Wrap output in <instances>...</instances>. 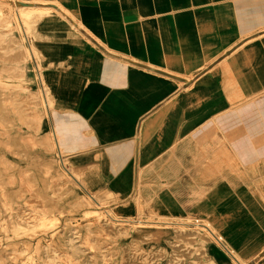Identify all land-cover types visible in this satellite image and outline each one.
Here are the masks:
<instances>
[{
    "label": "crops",
    "instance_id": "obj_1",
    "mask_svg": "<svg viewBox=\"0 0 264 264\" xmlns=\"http://www.w3.org/2000/svg\"><path fill=\"white\" fill-rule=\"evenodd\" d=\"M25 1L68 20L53 11L35 23L45 65L67 62L41 76L75 132H90L100 170L146 167L153 209L209 218L234 253L259 262L264 183L236 181L215 143L241 166L258 162L264 182V94L232 107L264 91V0Z\"/></svg>",
    "mask_w": 264,
    "mask_h": 264
},
{
    "label": "rangeland",
    "instance_id": "obj_2",
    "mask_svg": "<svg viewBox=\"0 0 264 264\" xmlns=\"http://www.w3.org/2000/svg\"><path fill=\"white\" fill-rule=\"evenodd\" d=\"M0 9L11 14L17 9L21 14L14 0H0ZM53 11L57 18L68 22L50 6L45 11L49 14L47 19L52 18ZM30 27L26 29L27 42L36 48L35 41L46 38H37ZM70 27L71 32L78 33L73 24ZM0 36V264H238L234 257L240 264L264 263V254L259 262L246 260L223 240L226 248L193 224L204 223L220 231L209 218L170 216L153 209L158 200L150 195L156 181L146 167L124 174L101 171V157L89 140L90 132H75L76 119L70 110L57 105L44 83L52 98L49 116L41 106L34 63L45 76L50 66L65 69L67 62L47 66L46 60L37 54L34 61L14 57V51L25 48L26 41L20 37L13 47L8 44V35ZM257 37H264V32ZM243 48L240 46L236 52ZM263 94L264 91L236 98L232 107ZM52 126L59 135L63 164L99 200L97 204L81 192L78 182L64 175L52 147ZM222 147L221 142L215 143L224 164L233 169L236 181H246L251 191H261L264 182L263 174L256 170L258 162L250 167L241 166L236 158L227 157ZM203 159L205 164L211 162V157ZM258 161L264 162V158ZM108 214L129 221L106 229L102 224L107 222ZM147 219L181 224L157 226L138 222ZM175 227L199 230L202 234L178 245ZM176 252L181 254L174 258Z\"/></svg>",
    "mask_w": 264,
    "mask_h": 264
},
{
    "label": "bare ground",
    "instance_id": "obj_3",
    "mask_svg": "<svg viewBox=\"0 0 264 264\" xmlns=\"http://www.w3.org/2000/svg\"><path fill=\"white\" fill-rule=\"evenodd\" d=\"M15 2H16V8H19L21 10V14H20V11H18L17 9H14L12 14L11 13H5L6 12L5 10L3 11V10L0 9V35H3V34H4V36L8 35V44H9V46H13V44L15 42H19L20 41V37L22 39H24L26 41L25 48L23 46H21V48H18L16 52L14 51V57H20V58H26V59L29 57L32 61H34V56L36 54H37V56H41V57H43V56L39 53V51L34 46L32 47L27 42L26 29H28V27H30V25H32V28L30 27L31 32L33 33V35H35L37 37L38 34L35 31V23L38 20H40L42 18H45L46 16H49V14L47 12H45L46 9H47L46 7L41 6V5H37L35 2H34V4H31V3H29V2H27L25 0H14V3ZM14 31H15L16 34H13ZM0 37H2V36H0ZM34 69H35V74H36V77H37V81L40 84L41 106H43L45 113L49 116V110L51 108L52 98H51V96L50 97L48 96L49 95L48 89L44 87L43 79H42V76H41V71H40V68H38L36 62L34 63ZM50 135H51V139H52V147L55 149V151H56V153H57V155L59 157L58 160H60V162H61V166H62V168H63V170L65 172L64 175L66 174L67 177H71V179H73L74 181L78 182L79 186H81V188L84 190L83 191L81 189L82 190L81 192H85V195L89 196L92 199V201L96 202V204H97L99 200H96V198L93 195H91L84 188V186L82 184L79 183V181L72 174V172L63 164L62 159H61L62 149H61V145H60L59 139H58L59 135H58V132L56 131V129L54 128V126L51 127ZM11 196H14V195H11ZM108 220H107V222H104L102 224L103 227L106 228V229H108V227L115 226L114 224H118V226H119V224H121V222L125 223V221H129L128 219L116 218V217L112 216L111 214H108ZM138 222L140 224L152 223V224H156L157 226L169 225V224H173V225L174 224L175 225L176 224H181V222H170V221H165V220H161V219H157V220H152V219L148 220L147 219L145 221H138ZM193 224L194 225H198L199 227H202L204 230H206V232L214 240H216L223 247H225L224 244L221 242V240L224 241V237L220 234V231L216 232L214 230V227H211L210 225H207V224H204V223H193ZM173 233H174L175 237L179 241L178 245L182 241H193V238L196 235L202 234L201 232H199V230H188V229H184V228H181V227L173 228ZM226 250L230 253V251L228 249H226ZM180 254H181L180 252H176L174 258H177ZM234 259H235V261L238 264H240V262H238V260L235 257H234Z\"/></svg>",
    "mask_w": 264,
    "mask_h": 264
}]
</instances>
